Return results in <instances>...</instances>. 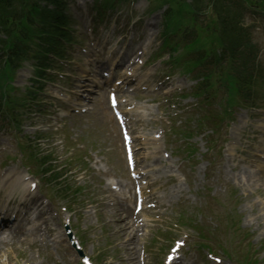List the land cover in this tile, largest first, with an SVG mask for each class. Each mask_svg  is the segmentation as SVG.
<instances>
[{
	"label": "rangeland",
	"instance_id": "obj_1",
	"mask_svg": "<svg viewBox=\"0 0 264 264\" xmlns=\"http://www.w3.org/2000/svg\"><path fill=\"white\" fill-rule=\"evenodd\" d=\"M77 1L78 0H73L70 2L73 11V17L76 20V25L73 24L72 30L76 31L77 35L83 37L85 34L81 33L83 26L81 23L82 19L80 20L78 18L79 12L77 7L79 6V3ZM121 1L122 0H116V8L113 10L108 9L102 18L95 21L97 22L95 29L98 28L97 25H102L104 29L111 23V20H114V18L118 19H116L118 26L123 25L124 27H129L131 22L128 23V19L133 16L132 14H135L133 19L137 18V14L138 17H143V23H145L147 27L143 26L141 29L142 31H138L135 34V37L141 36L143 32L148 38L155 37L157 39L158 36L156 35H158L161 30L160 13L157 10L155 12L148 11L150 7L153 6V4L149 0H133L132 2L130 0L125 4H123ZM117 6H120V9H118L120 12L117 11ZM150 13H156V15ZM87 23L88 20L86 24ZM258 25V28H260L258 29L260 32L259 36L261 38L263 46L262 50L264 53V22L260 21ZM118 31L119 30H116L115 32L117 33ZM129 31L130 30L128 29L127 32ZM128 35L131 37V33H128ZM77 38L78 37L73 39L74 45H69V51L67 50V52H69L70 55L75 57L77 60L80 59L82 61L83 59H88L90 62L93 59L91 57L84 58L86 56H84L79 51V48L77 47ZM130 49L131 43L130 40H128L123 48V52ZM99 58L101 59H99V62L91 63L97 66L98 64L102 65L104 63L102 61L103 57ZM118 58L122 60L120 54L118 55ZM71 66L72 64L67 68L69 69ZM161 67V65H157L154 71L158 72ZM180 69V66H177L174 75L177 80L179 77H181V83L177 85V88L183 90L189 87L191 80L189 81V75L181 72ZM78 74L81 75L79 71ZM32 75V66L28 62L24 63V65L17 71L13 85L19 86L21 91L19 95H21L23 92L24 86L30 83L29 80ZM49 84L50 83H45L44 87ZM45 91H49V89L46 88ZM262 93L264 92H261V94ZM40 94L41 93L38 92L37 96L39 97ZM134 97L143 99L144 93H136L134 94ZM101 99H103L101 106L97 104L98 100H96V98H93L90 102L86 103L87 109H91L83 114L82 119L77 120L68 118L66 127L69 129V131L66 132V134L69 133L73 135L75 140H78L80 135H82V139L84 138L87 148H91L93 151H97L99 149L97 154L103 156L104 160L107 159L108 163H110L112 166V169H123L124 166L121 167L122 161L119 146L117 144V129L113 126L114 120L112 115L108 113V109L105 104V96L103 94L99 95V100ZM257 103L264 105V98L259 97L257 99ZM164 105L172 109L171 102H165ZM95 109H99V114H97L98 110ZM150 110L151 109L147 110L146 115L150 114L148 112ZM238 113L239 116L228 134L230 136L228 141L223 142L222 135L218 140V142H220L219 144L221 145L222 152L226 151V148L229 146L232 154L240 159V164L238 165H235L234 162H232L231 166L227 164L228 170L233 174H237L236 178L229 176L228 179L221 176V171L223 169L222 167L215 180H210V178L206 176L207 180L204 181L202 169L204 166H206L205 161L203 163H199L200 161H197L199 160V157L192 158V154H190L191 156H187L185 148H177L175 143L178 142L179 144L184 145H188L189 143L190 145L196 147L199 153L202 154L204 153V148L206 150L205 140L207 138V134L204 131H207L208 129L205 126L206 129L204 131L196 130L194 127V122L189 123V128L193 129V132H195L194 136H191L190 139L179 140V135L176 136L172 134L165 137L168 139L167 142L162 143V145L158 147H163L165 150L172 151V155L167 159V161H165L164 158H161L158 166L161 168V174L163 176L162 179L164 181L166 179V188L168 189L169 187L170 189H175L173 192L174 200L179 199V201H187V203L181 207V210H174L172 214L173 217L178 218L180 213L192 217L198 212L197 218L199 219L198 209L200 207H204L207 203L211 205H218L221 207V210L225 212L233 211L235 208L239 215V227L247 232V237L243 239L242 248L252 247L253 245H255V247H262L264 245V170L261 169V165L264 166V163H261L259 167H253L252 170L251 168H247V166L251 165L249 162L252 164H255L256 162L259 163L258 159L255 157L257 154L256 149L264 148V132L259 130L257 126H254L257 124L256 118H262L264 117V114H257L251 108H247L245 111L239 110ZM44 122L45 120H36L37 125ZM151 128H153V122L146 121L141 124L138 122L132 123L133 133L137 136L142 135L143 137L145 132L151 130ZM147 133L149 134V132ZM147 137L149 138L150 135H147ZM229 141H235V143L229 144ZM115 143L117 146H115ZM145 147L148 148L147 145H145ZM234 160L236 161V159ZM183 163L184 166H182ZM194 164L196 165L191 169L190 167ZM170 165L173 166V168H171ZM181 167L183 168L181 169ZM190 170H193V173L191 174L192 178L194 179L193 183H187L188 178L186 179L185 176V174H187V172ZM87 175L92 174L87 173ZM175 175L181 179L179 182H173V179L169 177H175ZM96 182L97 179L93 176H86L84 180L76 182V184H79V187L82 189L81 194L85 197L82 205L87 203L86 201L89 198L87 195L92 194V188L87 189L86 191L84 189L90 188L93 185L95 186ZM226 184L234 186L233 188L237 192L236 196L238 197L236 200L237 202L235 201L233 203L231 192L229 194L227 193V190L223 192V189L226 188ZM159 185L160 184H158L157 187ZM95 187L97 188V185ZM73 203L74 201L71 202V205L74 206V209H79L77 205H74ZM107 210L108 208H106L104 212ZM113 211L114 207H112V214L111 210H108V214L111 216V218L115 217V212ZM84 214H86V212H84L83 215ZM86 216L87 220H81L80 218H77L78 215H74V213L71 212V218L73 220L75 230L80 234V237L84 239L81 240L83 242V248L87 254L91 256L94 264H142L138 258L140 256L139 251L143 246H145V251L148 252L147 259L149 260V264L161 262L163 250L154 249L157 247L156 244H151V239L157 233V228L154 229L153 226L147 224L145 227H141L140 234L142 232V235H137L135 237L133 236L134 234L132 227L130 226L124 228L121 225L117 224L118 226H116L114 223H111L110 225L105 226V228L102 230L100 227V222L102 221H100L96 211L93 212L91 210L84 217ZM109 216L107 215V217ZM181 228L187 232H191V227L189 225L181 226ZM137 232H139V230ZM132 236L133 238L131 239ZM248 237L250 238L251 243H247ZM130 239L132 241V245L130 244ZM85 240H88V242L84 244ZM133 246H135L134 249H132ZM260 250L264 251L262 248H260ZM4 261V254L0 253V264Z\"/></svg>",
	"mask_w": 264,
	"mask_h": 264
},
{
	"label": "trees",
	"instance_id": "obj_2",
	"mask_svg": "<svg viewBox=\"0 0 264 264\" xmlns=\"http://www.w3.org/2000/svg\"><path fill=\"white\" fill-rule=\"evenodd\" d=\"M202 0H193L192 4L195 8H200L202 4ZM0 4H2V1H0ZM211 5L213 9L215 10V15L218 20V26H220V38H221V44L226 47L225 52L229 54H235L238 52V48L242 43H246V34L242 27L240 25L238 26L237 23H235L232 19V17H237L236 13L229 7L228 4L224 2V0H213L211 2ZM2 6V5H1ZM14 9V5L12 6ZM12 9V10H13ZM12 10L10 8L2 11L3 17H8ZM238 22H239V14H238ZM223 47V52H224ZM22 49V48H21ZM20 49V50H21ZM19 47L16 45H13L11 48V51L6 53V55H14L20 52ZM226 53V54H227ZM11 55V56H12Z\"/></svg>",
	"mask_w": 264,
	"mask_h": 264
},
{
	"label": "bare ground",
	"instance_id": "obj_3",
	"mask_svg": "<svg viewBox=\"0 0 264 264\" xmlns=\"http://www.w3.org/2000/svg\"><path fill=\"white\" fill-rule=\"evenodd\" d=\"M262 126H263V129H264V123H263V125H262Z\"/></svg>",
	"mask_w": 264,
	"mask_h": 264
}]
</instances>
